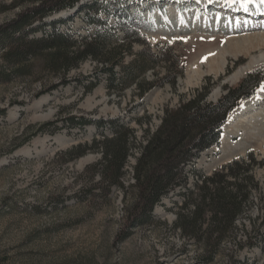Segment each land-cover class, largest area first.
I'll return each instance as SVG.
<instances>
[{
	"label": "rangeland",
	"instance_id": "374dc122",
	"mask_svg": "<svg viewBox=\"0 0 264 264\" xmlns=\"http://www.w3.org/2000/svg\"><path fill=\"white\" fill-rule=\"evenodd\" d=\"M11 1L0 0V4L9 5ZM198 1L207 4L206 0ZM209 1L207 6L210 4L212 10L203 15L216 10L227 15L232 32H223L217 26L189 28L185 22L175 24L165 19L154 24L153 15L165 14L164 7L176 9L178 5L180 11L194 9L201 14L200 8L188 6L197 0H97L101 22L107 21L113 27L120 23L131 38L141 41L133 43V53L124 55V62L144 50L153 65L138 79L142 85H150L142 95L136 84L121 93H109L104 76L93 89L85 90L86 85L95 82V70L100 65L91 58L65 75L43 68L38 60L28 63L29 72L13 74L14 65L4 60L0 48V264H264V226L260 225L264 144L245 148L248 138L238 123L247 113L235 115L230 135L221 143L224 122L219 145L204 150L187 168V187L193 188L194 172L210 175L235 159L249 161L250 155L254 159L251 173L259 188L252 193L253 205L236 221L235 239L223 244L210 262H203L200 245L173 229L175 212L183 203L186 188L176 187L162 197L142 223L130 224L128 217L136 195L133 166L145 136L157 129L166 107H177L202 91L207 92L206 101L216 102L227 88L253 73L261 75V80L252 95L264 90V63L237 74L260 54L258 51L251 57H228L219 73L207 71L210 56L225 44L240 36L264 33V14L238 15L218 9L221 2L214 4L218 0ZM91 2L80 0L73 8L50 15L35 24L38 30L34 36L53 29L78 39L90 35L95 26L84 21L81 6ZM17 12L18 8L0 12V29L8 27ZM117 34L120 38L126 35L121 30ZM10 47L7 43L6 48ZM196 68L203 72L201 79L189 85L187 81ZM251 96L241 99L229 115ZM260 105L264 108V102ZM69 116L90 122L74 124L67 120ZM111 120L123 124L135 136L121 184L109 187L90 168L100 160L99 150H88L71 161L65 151L79 144L91 146L101 134L110 136ZM47 122L53 124L32 135ZM220 144L229 156L234 155L219 158Z\"/></svg>",
	"mask_w": 264,
	"mask_h": 264
},
{
	"label": "trees",
	"instance_id": "16d2710c",
	"mask_svg": "<svg viewBox=\"0 0 264 264\" xmlns=\"http://www.w3.org/2000/svg\"><path fill=\"white\" fill-rule=\"evenodd\" d=\"M79 1L12 0L9 5L0 4V12L18 8L9 26L0 29V48L4 50L2 57L14 65L11 73L29 72L31 65L28 63L38 60L43 68L65 75L91 58L100 65L95 70V82L91 81L85 90L93 89L104 76L109 93H121L131 84L137 85L140 95L145 93L150 85H142L138 79L153 66L145 51L136 52L130 62H124V55L132 54L133 43H141L140 39L131 38L120 23L113 27L107 21L101 22L97 0L81 6L84 21L95 26L90 35L78 39L69 32L53 29L34 36L38 30L35 24L42 23L54 13L73 8ZM104 14L109 16L106 10ZM118 30L126 33L125 38L119 37ZM7 43H11L12 47L7 49ZM260 80L261 75L249 74L236 86L227 88V92L216 102L206 101L207 92L202 91L177 107L165 108L157 129L145 136L146 141L141 144L140 155L133 166L136 195L129 206L130 224L142 223L144 217H150L153 207L162 197L176 187H184L183 203L175 212L173 229L201 246L203 262H210L223 244L235 239V223L245 209L253 205L252 193L259 188V182L251 173L253 157L250 155L249 161L235 159L210 175L194 172L193 188L187 187V168L204 150L219 145L221 125L241 99L254 93ZM67 120L78 125L90 122L84 117L69 116ZM51 124L53 122L39 125L32 135ZM109 124L110 136L101 134L91 146L79 144L65 154L71 161L88 150H99L101 158L90 168L95 175H100L102 183L110 187L121 184L130 155V143L135 135L118 121L111 120ZM261 209L260 225L264 226V203Z\"/></svg>",
	"mask_w": 264,
	"mask_h": 264
},
{
	"label": "bare ground",
	"instance_id": "6f19581e",
	"mask_svg": "<svg viewBox=\"0 0 264 264\" xmlns=\"http://www.w3.org/2000/svg\"><path fill=\"white\" fill-rule=\"evenodd\" d=\"M219 1L221 2L220 7L223 11L231 10L238 15L243 14V16L249 15V17H262V14L264 13V3L262 0H218L214 4L218 3ZM207 4L204 3L203 6L207 7L208 10L210 4L208 6ZM154 17L156 23L158 24L161 23V19H165L167 22L175 24L185 22L189 28H195L198 26H217L218 29L221 31L223 30V32H232L233 28L229 17L224 14H219L217 10L209 16H204L203 13L198 15L197 11L194 9L180 11L177 9L168 8L165 11V14L161 15L156 13ZM230 42L231 43H227V45L225 44L223 48H220L215 54L210 56L209 61L207 60V71L209 73L221 72L224 69L228 57L233 59H238L239 56L251 57V55L256 51L260 52V54L243 66V68H241L237 74H243L246 70L264 63V52H262L264 51V33L258 35L240 36L231 40ZM202 74L203 72L199 69H193L192 75L187 81L188 84H198ZM263 102L264 90H262V92L258 95H252L247 100L242 101L235 111L229 115L226 122L224 123L221 130V143L225 136L230 135L229 127L233 122L235 115L247 113L245 119L238 123L240 129L248 138L244 144L245 148H247L249 145L258 148L260 145L264 144V108H262L260 105ZM223 150L226 151L225 149ZM262 151L264 156V150ZM232 154L234 155V153H231V155Z\"/></svg>",
	"mask_w": 264,
	"mask_h": 264
},
{
	"label": "water",
	"instance_id": "95a60500",
	"mask_svg": "<svg viewBox=\"0 0 264 264\" xmlns=\"http://www.w3.org/2000/svg\"><path fill=\"white\" fill-rule=\"evenodd\" d=\"M220 147H221V144H220L219 148H217V151H218V152H219L220 150H221V152H222V153L220 154L219 158H221L222 160H225V159H227V158H230L229 153H228V152L226 153V151H224L222 147H221V149H220ZM230 160H231V159H230Z\"/></svg>",
	"mask_w": 264,
	"mask_h": 264
}]
</instances>
